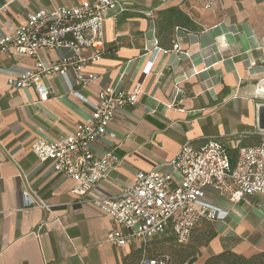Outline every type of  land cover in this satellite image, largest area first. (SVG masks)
<instances>
[{
	"label": "crops",
	"instance_id": "1",
	"mask_svg": "<svg viewBox=\"0 0 264 264\" xmlns=\"http://www.w3.org/2000/svg\"><path fill=\"white\" fill-rule=\"evenodd\" d=\"M82 1L0 0V33L40 8ZM119 1L125 10L109 12L105 21L110 50L90 67L99 78L86 88L72 73L51 76L45 80L51 96L40 100L33 87L7 84L9 74L33 68L35 59L14 50L0 57V264H138L140 243L111 244L115 224L95 198L120 195L138 171L161 168L189 141L216 138L233 158L238 142H261L251 132L262 128L264 108V0ZM172 7L188 16V25L168 23L162 12ZM60 54L42 52L47 59ZM105 85L138 91V100L118 112L113 136L95 144L98 154L113 150L119 164L79 195L32 143L59 140L88 121ZM27 190L50 208L35 205ZM208 193L228 213L216 222L234 225L230 249L246 257L264 253V197L228 201Z\"/></svg>",
	"mask_w": 264,
	"mask_h": 264
},
{
	"label": "built area",
	"instance_id": "2",
	"mask_svg": "<svg viewBox=\"0 0 264 264\" xmlns=\"http://www.w3.org/2000/svg\"><path fill=\"white\" fill-rule=\"evenodd\" d=\"M116 10H125L119 0L53 5L30 13L25 23L11 27L8 33H0V57L14 50L35 59L33 68L9 74L7 84L15 89L33 87L40 100H47L52 93L45 81L48 77L72 73L75 83L84 88L96 82L99 76L90 67L108 53L105 21ZM42 52L62 54L47 59ZM137 100L138 91L102 86L88 121L56 141L36 138L32 150L41 161H50L55 172L73 180L75 193L86 195L119 164L113 150L98 154L95 144L113 136L109 127L118 112ZM251 134L260 136L261 142H238L234 158L216 138L204 143L189 141L161 168L138 171L120 195L95 198L94 203L115 224L108 241L119 247L140 243L138 264H175L169 254L155 252L153 242L171 235L179 244H186L201 220H225L228 213L209 198V190L228 201L264 197V128ZM24 193L35 205L50 208L34 190Z\"/></svg>",
	"mask_w": 264,
	"mask_h": 264
},
{
	"label": "rangeland",
	"instance_id": "3",
	"mask_svg": "<svg viewBox=\"0 0 264 264\" xmlns=\"http://www.w3.org/2000/svg\"><path fill=\"white\" fill-rule=\"evenodd\" d=\"M234 225L216 221L201 220L195 227L190 240L186 244H178L174 238L164 237L153 242V250L157 253L169 254L175 264H205L213 255L215 245H223L224 251H231L236 244L233 234ZM219 264H225L222 260Z\"/></svg>",
	"mask_w": 264,
	"mask_h": 264
},
{
	"label": "trees",
	"instance_id": "4",
	"mask_svg": "<svg viewBox=\"0 0 264 264\" xmlns=\"http://www.w3.org/2000/svg\"><path fill=\"white\" fill-rule=\"evenodd\" d=\"M162 14L164 15L165 18L168 19V23L175 25L176 28L184 27L185 25H188L189 18L180 9H177L175 7L168 8L164 10ZM108 50H110V48ZM169 236L171 238H174L171 235H166L164 237H169ZM222 260L224 261L225 264H264V253H258L251 257H246L234 251L233 252L224 251L210 257L205 264H219Z\"/></svg>",
	"mask_w": 264,
	"mask_h": 264
},
{
	"label": "water",
	"instance_id": "5",
	"mask_svg": "<svg viewBox=\"0 0 264 264\" xmlns=\"http://www.w3.org/2000/svg\"><path fill=\"white\" fill-rule=\"evenodd\" d=\"M261 126L264 128V108L261 110Z\"/></svg>",
	"mask_w": 264,
	"mask_h": 264
}]
</instances>
